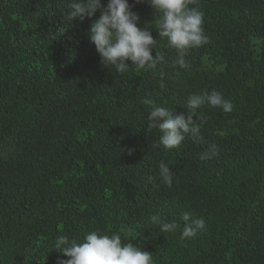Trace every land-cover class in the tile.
Wrapping results in <instances>:
<instances>
[{
    "label": "trees",
    "instance_id": "obj_1",
    "mask_svg": "<svg viewBox=\"0 0 264 264\" xmlns=\"http://www.w3.org/2000/svg\"><path fill=\"white\" fill-rule=\"evenodd\" d=\"M129 3L165 56L156 72L102 67L91 20L65 18L70 0H0V264H58V235L92 231L154 264H264V0H199L210 42L188 51V70L150 6ZM212 90L233 110H196L205 142L152 146L145 99L187 115V98ZM209 144L218 154L201 160ZM185 211L205 229L182 241ZM152 216L179 227L161 232Z\"/></svg>",
    "mask_w": 264,
    "mask_h": 264
},
{
    "label": "clouds",
    "instance_id": "obj_2",
    "mask_svg": "<svg viewBox=\"0 0 264 264\" xmlns=\"http://www.w3.org/2000/svg\"><path fill=\"white\" fill-rule=\"evenodd\" d=\"M139 3L150 6L155 14L158 36L166 39L168 48L175 50L173 67L190 69L191 65L185 59L188 51L210 42L204 34L199 0H134V4ZM132 8L129 0H107L106 4H102V0H70V10L65 18L68 22L74 18L91 20L89 40L95 46L102 67L110 71L115 68L117 74H124L130 69L156 72L160 65L166 63L165 56L156 51L157 39L153 38L149 28L138 26L140 17ZM160 87H165L163 82ZM143 102L150 106L148 127L159 131V141L152 146L166 151L178 148L186 136L196 143L205 142L201 129L206 119L197 117V109L207 105L220 108L225 113L233 110L231 101L216 90L190 95L186 101L187 115H174L173 109L157 106L151 99ZM193 115L197 117L196 122ZM133 152L134 149H128L129 155ZM217 154V146L209 144L200 159L208 160ZM158 168L161 181L171 188L174 173L169 165L161 161ZM148 179L151 180V177ZM180 219L184 222L180 235L182 241L193 239L205 229L204 219L195 218L187 211ZM151 220L159 225L161 232H175L179 227L177 222H164L158 216H152ZM52 250L67 257L58 260V264H154L152 253L142 251L131 243H122L116 233L109 235L92 231L82 241L58 235Z\"/></svg>",
    "mask_w": 264,
    "mask_h": 264
}]
</instances>
